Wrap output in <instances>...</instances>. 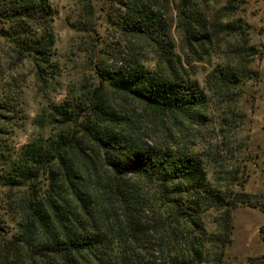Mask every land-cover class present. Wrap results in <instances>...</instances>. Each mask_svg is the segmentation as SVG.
I'll list each match as a JSON object with an SVG mask.
<instances>
[{"label":"trees","instance_id":"16d2710c","mask_svg":"<svg viewBox=\"0 0 264 264\" xmlns=\"http://www.w3.org/2000/svg\"><path fill=\"white\" fill-rule=\"evenodd\" d=\"M101 1L137 48L93 62L89 82L48 102L39 134L19 147L20 111L0 96V264H226L232 212L259 206L244 192L248 175L222 167L230 116L218 117L222 142L209 162L180 134L214 130L210 96L223 99L255 72L216 66L207 94L174 51L169 0ZM175 11L183 50L208 57L226 26L207 25L193 2ZM53 21L50 0H0V38L32 65L41 92L57 69ZM210 213L218 216L208 223Z\"/></svg>","mask_w":264,"mask_h":264},{"label":"rangeland","instance_id":"374dc122","mask_svg":"<svg viewBox=\"0 0 264 264\" xmlns=\"http://www.w3.org/2000/svg\"><path fill=\"white\" fill-rule=\"evenodd\" d=\"M181 1L193 2L207 25L226 26L225 30L212 34L209 56L200 61L192 59L193 54L182 48L183 39L175 18V7ZM50 3L54 11L57 69L54 80L46 83V92L40 91L32 65L18 59L10 45L0 38V96L11 97L20 111L17 117L21 127L11 134L17 147L39 134L35 121L48 102H58L68 91L89 82L93 62L101 58L111 63L124 50L137 48V43L116 34L110 24L116 11L114 7L106 10L101 0H50ZM169 3V36L174 51L187 61L184 69L207 94H210L207 77L216 66L234 62L255 72L223 99L209 95L210 108L217 119L214 130L209 123L202 128L188 127L180 137L201 146L205 150L203 159L209 162L207 151L222 142L218 117L230 116L232 127L222 129L227 138L219 146L226 165L222 161V167L243 177L248 175L244 192L259 206H241L232 212L233 230L225 262L251 264L253 258L264 261V0H169ZM86 4L91 7L86 9ZM138 46L143 49L146 45ZM217 216L210 213L206 221L210 223Z\"/></svg>","mask_w":264,"mask_h":264}]
</instances>
